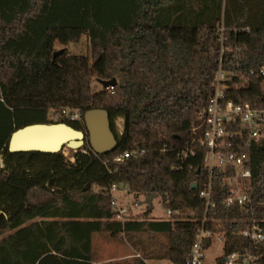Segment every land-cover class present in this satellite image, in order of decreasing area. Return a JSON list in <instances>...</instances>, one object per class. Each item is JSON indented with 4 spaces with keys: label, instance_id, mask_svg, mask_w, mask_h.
<instances>
[{
    "label": "trees",
    "instance_id": "16d2710c",
    "mask_svg": "<svg viewBox=\"0 0 264 264\" xmlns=\"http://www.w3.org/2000/svg\"><path fill=\"white\" fill-rule=\"evenodd\" d=\"M83 36L88 57L66 49L54 57L56 44ZM221 59L232 85H247L227 98L264 108V0H0V264H98V239L134 250L131 260L111 264H185L205 217L206 230L226 234V253L248 249L264 264V242L250 248L239 236L241 221L264 222V133L240 152L251 171L244 208L223 205L229 188L217 172V208L206 216L201 155L181 157L213 98ZM119 76L124 85L92 93L93 78ZM97 109L108 112L118 141L111 154L88 144L74 161L63 152H9L19 129L63 123L83 131L85 114ZM114 185L148 205L155 194L174 214L151 219L148 209L119 222Z\"/></svg>",
    "mask_w": 264,
    "mask_h": 264
},
{
    "label": "built area",
    "instance_id": "2783aa9c",
    "mask_svg": "<svg viewBox=\"0 0 264 264\" xmlns=\"http://www.w3.org/2000/svg\"><path fill=\"white\" fill-rule=\"evenodd\" d=\"M224 28L218 31L220 41L223 43ZM224 50H222L223 54ZM222 58V57H221ZM253 74V73H252ZM260 76L264 78V67L260 70ZM264 80V79H263ZM246 84L232 85L231 79L223 70L222 59L215 83L213 85L214 95L208 108L199 116V125L192 129L196 136L192 145L181 153L183 160L196 158L201 155L204 169L208 173V181L199 193V198L205 204L206 216L209 210H215L217 205L213 201L214 189L213 179L217 172L222 176L223 183L229 188L227 197L223 200L226 208L247 206L249 198L245 190V182L251 178V171L247 167V159L241 156L240 152L244 146L249 149L250 143L264 133V108L252 106L251 104H237L227 98V92L231 88L244 89ZM113 89V88H110ZM63 116H67L72 121H79L80 114L77 111H62ZM130 157L129 153L119 155L115 162L121 163ZM114 185L110 193L112 195L111 205L116 214V220L124 222L125 217L133 210L121 208L113 194L118 190ZM128 191V190H127ZM140 202L134 204V208L140 206ZM161 205L164 206L161 201ZM166 208V207H165ZM167 217H171L174 212L166 208ZM207 218L203 220L202 228L199 231L198 240L194 244L190 255L185 264H210L207 261L206 242L211 239L214 244L216 241L224 245V255L213 264H258V259L245 252L234 251L226 253V234L219 233L213 235L205 229ZM245 228L239 232V236L247 240L250 248L264 242V222L258 220L241 221ZM212 244V245H213Z\"/></svg>",
    "mask_w": 264,
    "mask_h": 264
},
{
    "label": "water",
    "instance_id": "95a60500",
    "mask_svg": "<svg viewBox=\"0 0 264 264\" xmlns=\"http://www.w3.org/2000/svg\"><path fill=\"white\" fill-rule=\"evenodd\" d=\"M60 52L54 54L57 57ZM106 89L124 85V80L114 78L111 81H101ZM85 129L76 130L63 123L58 124H34L15 131L8 143L9 152L17 153H41L56 154L65 149L79 151L87 144L97 155H108L118 147V141L112 131L110 116L105 110H91L84 117ZM194 184L192 190L197 189ZM157 195H151L148 203L151 205Z\"/></svg>",
    "mask_w": 264,
    "mask_h": 264
},
{
    "label": "rangeland",
    "instance_id": "374dc122",
    "mask_svg": "<svg viewBox=\"0 0 264 264\" xmlns=\"http://www.w3.org/2000/svg\"><path fill=\"white\" fill-rule=\"evenodd\" d=\"M89 38L83 36L78 43L69 44L67 46H63L61 44H56V48L59 51L67 50L70 54L77 57H88L89 56ZM105 88L102 85L101 81L97 78H93L91 83V91L92 93H100ZM124 121L123 119H118L115 122V132L117 135H121L123 132ZM64 155L74 161L72 159L73 155L76 153L75 151H71L65 149L63 151ZM114 199L117 200L119 206L121 208H131L133 211L131 214L133 216H137L141 213H145L148 209H151L150 218L151 219H167V213L165 206L161 205V199L156 198L152 201L151 205L146 204L143 197L136 198L133 195L129 194L127 188L124 186H120L118 190L113 194ZM136 202H140V206L134 208V204ZM97 252L99 256L98 264H111V263H120L129 261L134 254V250L127 244H121L115 241H105L98 239L96 241ZM224 255V245L221 242L216 241L211 248L207 250L206 257L207 261L210 264L216 262V260ZM147 264H170L166 261H147Z\"/></svg>",
    "mask_w": 264,
    "mask_h": 264
}]
</instances>
